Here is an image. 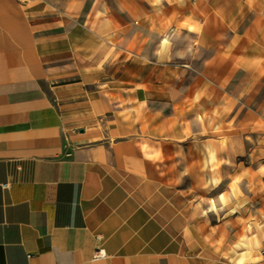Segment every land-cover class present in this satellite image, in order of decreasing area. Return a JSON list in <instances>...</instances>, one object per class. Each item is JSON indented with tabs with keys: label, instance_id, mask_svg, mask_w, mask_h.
<instances>
[{
	"label": "crops",
	"instance_id": "0c3cea01",
	"mask_svg": "<svg viewBox=\"0 0 264 264\" xmlns=\"http://www.w3.org/2000/svg\"><path fill=\"white\" fill-rule=\"evenodd\" d=\"M263 78L264 0H0V264H228L182 149Z\"/></svg>",
	"mask_w": 264,
	"mask_h": 264
},
{
	"label": "rangeland",
	"instance_id": "374dc122",
	"mask_svg": "<svg viewBox=\"0 0 264 264\" xmlns=\"http://www.w3.org/2000/svg\"><path fill=\"white\" fill-rule=\"evenodd\" d=\"M205 1L166 0V7L185 12L194 2L204 7ZM177 24L178 30L173 26L165 33V41L172 45L187 39L186 35L181 37V27L187 24ZM222 102L219 107L215 101L206 123L196 116L199 123L192 131L193 140L189 148L182 149L195 157L181 161L183 172L191 166L196 173H192V179L184 176L181 186H194L186 197H192L204 217L212 207L208 226L213 225L216 234L229 237V255L215 259L228 264H264V78L260 82L247 80L243 96ZM259 208L263 211L262 223L254 226L250 213ZM199 230L205 233L201 223Z\"/></svg>",
	"mask_w": 264,
	"mask_h": 264
},
{
	"label": "built area",
	"instance_id": "2783aa9c",
	"mask_svg": "<svg viewBox=\"0 0 264 264\" xmlns=\"http://www.w3.org/2000/svg\"><path fill=\"white\" fill-rule=\"evenodd\" d=\"M3 187L6 188L7 184H3ZM106 256H107V253L103 247L98 246L95 248L94 253H93V257L95 259L104 258Z\"/></svg>",
	"mask_w": 264,
	"mask_h": 264
},
{
	"label": "bare ground",
	"instance_id": "6f19581e",
	"mask_svg": "<svg viewBox=\"0 0 264 264\" xmlns=\"http://www.w3.org/2000/svg\"><path fill=\"white\" fill-rule=\"evenodd\" d=\"M165 38H167V36H165ZM211 208H212V207H210V210H212ZM241 260H242V258H239V259H238V262H240Z\"/></svg>",
	"mask_w": 264,
	"mask_h": 264
}]
</instances>
